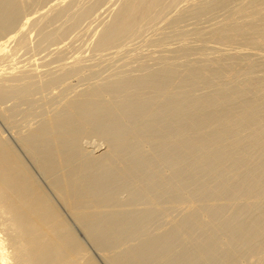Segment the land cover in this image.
<instances>
[{
	"label": "rangeland",
	"instance_id": "1",
	"mask_svg": "<svg viewBox=\"0 0 264 264\" xmlns=\"http://www.w3.org/2000/svg\"><path fill=\"white\" fill-rule=\"evenodd\" d=\"M33 1H35L37 5L33 3L32 1L31 3L29 2L30 3L29 5L27 3L23 4V6H26L25 7L26 9H24V13L25 12L26 13L25 14L23 13V15L21 16V19H19V24L24 22V27L22 28L23 30L21 31L19 30L17 32L10 34L9 36H12V37L3 44V46L1 47L2 51L0 50V70H2L0 71V78H1L0 90H2L3 88L8 89L10 87H11L10 89L15 88V89L8 91L5 94L6 99L4 101L0 99V141L8 142L10 145L14 147V156H16L18 159L22 161V163L26 166L29 172V177L32 180H34L35 183L40 188V191L44 198L43 202H47L48 207H53L58 211L59 219L54 220L52 223V227H51V233L53 234V236H55L56 234H62V235L64 234V235H67L68 237L67 242L77 241L78 244L80 245L79 248L73 249L74 255L65 258V261H67V263L69 264H83L85 262H90V261H93L95 264H107L106 263L107 261L103 260L105 259L104 257H106L107 255L108 257H114L121 251H124L131 247L139 245L140 242H141L140 246H144L142 244V241L143 242L145 241L144 243H146V240L148 241L151 240L150 242L147 241L149 244L146 243L148 247L147 250L149 249L150 246H152L153 249H149L150 250L149 253L151 252V250L152 252L157 251L156 253L158 255L156 254V256L151 255L150 257L149 256L146 257L147 255L145 254L147 250L146 251L144 250V248L146 247V244L142 249L139 246V248L142 251H145L144 254H142L143 252L139 253L140 249L137 246L138 254L136 250H135L136 252L134 251L135 254H137L136 257H138V255H140L139 257L144 255L142 257L144 258L146 257L145 259H147V261H144L143 260L144 258H140L139 260L140 263L144 261L143 262L144 264H170V262L173 264H203L202 254H200L199 252L192 254L193 251L195 252L197 245L198 244L201 245V242L203 244L205 239L207 241V239L211 237L210 240L207 242V248H211L212 250H214L213 248L218 243L217 241L219 238L218 236L213 235L214 231L212 228L214 226H220V225L223 226L227 223V221L233 220V218H235L234 219L235 222H232V223L234 224L236 223V217L234 215L236 214V212L238 211L240 207V204H239L240 202L237 203L238 199H236V194L232 190L227 188V182L232 178L240 176L243 172L250 170L253 166L261 163L260 174L258 176L253 175L250 178L249 185H251L255 181L256 182L248 190V193H247L248 196L245 199H243V202L245 204L252 201V198L258 192V190L264 183V163H263L264 161V141L254 144L251 141L252 133L249 134L248 138H245L244 136L246 135L245 132L238 133L236 131V129L238 128V125H235V129L226 130L220 122L219 124L215 122V123L210 124L209 126V128H212V129L215 127L216 132L210 135L209 137H207L208 142L205 148H208L206 150L208 155H205L206 151H204V148L197 149L195 146H193L192 148L190 147L188 149L184 147H182L183 148L182 149L179 146H174V147H178V149L173 148L171 141H168L165 136H167L168 134H171L169 130L171 131V129L173 128L172 126H170L171 124H169L168 122L171 123V121L176 120V115L172 110L170 111V107L168 105L160 103L161 101L160 98H163L161 97V95L168 94L169 89L167 90L166 88H164L165 90L161 91V88H163V86L161 85L154 86L144 81L146 80V77H147L146 73L148 72L149 74L153 70L158 69L159 67L157 66H159V64L162 65L163 60H165V58H166V61L172 62V64L178 67V69H182L180 70V72H184L185 70L193 68L194 70L204 71L205 73L210 72L211 78H213L222 69L223 66L228 65L231 67V62L235 61L237 58L242 61H244L245 58L246 60L250 59L256 65H264V58H262L264 57V45L262 46L256 45L257 47L254 46L255 49L253 48L252 50L251 48L252 46L248 44V40L246 39L241 40V41L235 40L233 42H230L231 40L227 39L231 37L229 36L228 31H231L232 33L231 35L235 34L236 38L237 37L254 38V35L251 33L249 28L252 27L254 23H257V22L264 23V0H205V2L208 1L211 6H214L215 9L213 11L207 12L206 14L200 15V16L195 15L194 12H196L195 11L196 8L199 7L200 6L199 4H201V2L203 3L204 0H194V1L193 0H188V1L187 0H162L158 3L160 6L157 5V7L154 8L153 10L154 14L152 12L151 13L153 15L150 13L152 17L149 15L148 17L149 19L146 16L145 19L144 17L143 18L140 17L138 18L139 20L137 19L136 21H134L137 15L132 16L130 18L131 21L133 22L131 29L127 32L117 31L116 37H119V39L115 42H112L111 39L108 37L104 39L106 44L101 43L102 42L101 39L103 40V35H105L104 33L109 29V26H111L115 22V19L117 18L115 17V15H117V11L120 12L122 9L121 7L124 6V3L125 2L128 3L130 0H81V1L80 0H63L62 1L63 3H60V4L58 2H61V1L56 0L57 1L56 4L57 3L59 4L57 6L56 4L53 5V3H55L54 0L53 2L51 0H47V1L37 0L38 2L36 0H33ZM71 2L72 3L74 2L75 4L73 3L74 4L73 5ZM69 5L70 7H68ZM89 5L92 9L89 7ZM170 5L171 6L173 5L172 8ZM11 6L10 5L9 6L3 5V7L0 6V13H1L0 15H2L3 12L4 14H8L9 8ZM5 7L7 8V12H5ZM78 7H80V9ZM117 8L120 10H118ZM60 10H61V13H59ZM64 10L66 13L63 14L62 11ZM28 12L32 13V15L29 13L31 16L29 18H26ZM240 12H244L248 14L251 13V15L248 16L247 18V16L246 17L244 16V14L243 15L239 14ZM16 15L18 16V14L16 13L14 15L15 18H16ZM153 17L154 19H152ZM158 19L160 22L158 21ZM55 20H57L56 23H55ZM157 22L159 23L157 24ZM239 22H241L243 27L239 29L231 28L233 25ZM143 25L145 26L143 27ZM43 26L45 27L42 28ZM153 27H156V28H153ZM218 27L222 28V30L224 29L223 33L221 32V35H222V38H224L225 40L223 39L219 40V38L215 37L214 33L217 31V29H219ZM45 28L47 31L45 30ZM7 31L8 30L0 34V44H2L5 41V39L9 37V36L5 37ZM55 34L56 35L58 34V35L56 36ZM197 34L198 35L200 34L201 36L198 37ZM206 35H207V38H206ZM204 36L208 40H206ZM181 38L183 42L181 41ZM191 38L193 40H191ZM197 39H199L200 41L199 40L197 41ZM226 40L227 42H225ZM228 40L230 41L228 42ZM186 42L187 43L189 42V43L186 44ZM181 46H184V47L181 48ZM221 46L222 48L220 49L219 47ZM239 46L242 49H240ZM199 47H202V48L197 49ZM179 48H181V50ZM223 48H225L224 50L226 51L222 50ZM174 49L175 51H172ZM201 49L204 51H202ZM179 50L180 52L184 51L183 53L185 54H183L182 52L180 53ZM254 50L258 52V53L256 52V55L254 53ZM188 52L189 53L191 52V53L188 54ZM209 52L210 53L212 52V53L210 54ZM223 52H224V55L229 54V57L228 55H225L227 57L226 58L223 55ZM231 52L232 54H230ZM221 57L222 58L225 57L226 60L219 62V59H221ZM241 57H243L244 59H242ZM238 59L237 61H239ZM65 62L66 64L67 63H73V64L69 66L67 64L66 66ZM218 63H219V66H218ZM150 65H151L152 70L150 69ZM152 66L154 69L152 68ZM70 67L71 68L73 67L72 70H70L71 69ZM132 67L133 69H131ZM66 69H69V71L71 72L69 71L68 72L71 74H68ZM73 69H77V70L75 71ZM126 71H127V74H126ZM16 75L18 76L19 80L22 79V80H25L26 82L25 81L22 82V80L20 82L17 79V77H15ZM231 76L233 77L238 76L239 80L243 78L239 74L237 75L232 74ZM202 77L204 76L199 75L198 77L195 76V77L186 78L185 88L183 89V92H184V95L187 97V101L193 95L199 96L200 101L205 100L206 95H207L206 93L207 87H205V85L203 84L204 82L202 81ZM57 78L59 79V81ZM78 78L80 80H78ZM231 78L232 77H228L224 81L218 82L219 92H225L228 90V89L222 90V88L225 86L224 84L228 82L229 79ZM53 79H57L56 82L53 81L52 83L51 81ZM132 79H136V81L141 82V84L143 83L142 85L140 84L141 86H143L142 89H140L141 87L138 88L140 85H137L138 87L136 86V88H138V91H136L137 90L136 88L135 90L131 89L130 81H132ZM47 82L48 84L46 85ZM49 83L51 86L49 85ZM107 83L109 84L107 85ZM19 84L21 86H19ZM35 84L37 86H35ZM159 86H161L160 89L158 88ZM65 91H67V93ZM153 92L157 93L158 95L157 97H154L155 98L153 99L154 102L152 100H148V105L150 106L151 103H154V105L152 104L151 106L153 108L155 105H157L156 103L160 100L158 102V104L160 103L159 107L162 106L161 112L163 111L162 114L166 116V119L168 120V122L166 120V123H167V125L165 124L166 126L165 125L161 126L159 124L160 121L157 124L153 125V131L150 129L149 130L150 132L152 131L151 134L152 133L153 134L156 133V134L151 135L150 132H148L149 130L147 131L145 130V128L142 129L143 122L141 123V121H139L140 124L139 123L137 124H139V126L141 127L138 129V132H140L141 131L140 129H142L144 130L142 131L143 134L142 133L140 134L144 135L147 132L146 136L151 135V140L149 141L148 139L144 141L143 139H137L139 137L134 138L135 136L132 138L130 137L125 138V137H122L120 134L109 136V139H104V138H101L99 135H95L94 133L85 131L82 129V127H80L81 119L82 120L84 119L88 121L92 126H95L101 121H103L109 115L115 116V114H112L109 112V110L112 109L111 105L106 102V101L111 102L109 101V99L112 100V102H114L113 99H116L115 100L116 102L117 100L118 102L120 101L122 102V100H124L130 93L131 95L129 94L128 99L137 100L141 98V96L142 98L147 97ZM102 93L105 96L102 97L101 100H99V98H101L99 96L100 95L102 96ZM107 93H109L110 96ZM117 93L118 95H116ZM132 94L134 97H131ZM13 96L16 97L15 100H13ZM137 96H140V97L136 98ZM14 101L18 102V105H15L16 103ZM81 101L88 102L89 107L93 106L94 102H98L100 108L99 109H89L88 111L86 110V112L83 115H81V117L77 120L74 117H72L71 113L68 114L66 112L65 107L67 103L81 102ZM222 103H223V99L217 98L213 101L210 108L218 109ZM164 107L165 109H162ZM166 108L169 111L166 110ZM248 111H249L248 107H245L243 109H237V110L229 109V113H230L229 117L234 121V123H237L241 117L247 115ZM206 112H207V109L199 112L198 107H195L193 104L189 107V109L184 111V117L186 119H189L191 116H195L199 120H204L206 116ZM79 116H80V113H79ZM258 117L259 118L264 117V115L261 113V110L258 112ZM39 119H41L42 122L43 120L45 121L57 120V121H60V123L66 122V124L61 125L60 127L56 128L55 130L51 132V141H52L51 153L53 154V157L50 159L48 163H46V165L40 166V169L38 167L36 168L37 163L35 162V158L30 153H28L26 149H25L26 151H24L18 142V140H20V142L24 141L28 136L31 135V133L41 123ZM206 123L207 121L204 124H202V126H205ZM213 125L214 127H212ZM139 126L137 125V128ZM156 126H158V130ZM209 128H204V129L202 128L203 131L201 129L200 132L201 131L207 132L211 130ZM140 134L138 135L140 136ZM181 134L182 135L177 136L178 138L175 137L177 138V141L178 139L179 141H181L180 139L184 140L186 138L185 133L184 134L181 133ZM197 135H200L197 129H189L186 134L187 138H194ZM154 137L156 138L154 139ZM119 138H121V140H125V143L121 148L122 150L121 153L123 154L119 156L121 158L120 160L121 164L125 163L126 165V163L128 162L129 164L133 165L135 158L134 159L132 158V153H134V151L138 149L140 145H143V146L146 145L148 148L150 147L149 149L147 148L148 150L145 149V152L147 151L148 153L147 157L151 155L149 150H152L153 148L155 149V150L153 149V151H155V153L158 155L153 153L152 155L154 159L151 158L150 156L149 157L150 161L146 158L149 161L148 163H146L147 161L146 162L144 161L145 158H142V159L136 158L138 162L135 161L136 165L134 166L137 169L139 168L137 166L138 165L137 163H139V166H141L143 162L144 164L147 165L146 166L143 164L145 167L143 165H142L143 167H141V169L143 168L144 172L140 168L138 172L136 170L134 171L132 170L133 172H135V174L134 173L132 174L131 171H130L131 174L129 173L130 175L126 174L129 177L126 176L123 179L125 183L122 180V181L117 182L116 186L115 184L112 185L113 189L116 187V189L118 190L113 193L111 199L109 200L110 206L107 207L106 205L101 203V200H102L101 198L93 194L92 186L98 179V176L96 175L99 169L107 168L109 164H107L105 161H102L99 163L101 166L93 164L86 169H83L80 164L82 163V160H88L89 157L96 156L106 151L109 145V142L111 146L119 145L121 143V140ZM174 141H176V139ZM96 145H98V147ZM153 145L154 147H152ZM255 145L258 146L259 150L254 148ZM146 146H144V148H146ZM158 146H159V149H157ZM166 147L168 150L166 149ZM170 148L173 153L170 152L169 150ZM184 149L185 151H183ZM77 150L78 151L83 150L88 153L92 151L91 152L92 154L91 153H90L91 155L84 154L85 156L80 155V156H75V157L71 156V153ZM160 151H161V154H160ZM165 153L167 155L171 154L172 157L175 155L177 157V155L181 154L178 157H182L183 160L181 161L180 159L176 160V162H178L176 163V168L177 169L180 168L184 170L185 174L181 175L180 177H176L174 179L168 178L170 181L168 180L169 182L166 181L167 183L165 182L164 184L157 185L156 187L158 189L156 187L155 189L152 187V189L154 190H152L150 193H147L146 195L144 194V195L137 196L140 193L142 186L143 185L145 186L147 184L146 182H148V184L157 182L158 177H160L159 175H161L160 173L164 171L163 172L164 174L165 171H167L169 168L173 166L171 164L172 166L170 167V164L168 163L169 160L167 162V158L165 159V161L162 160L163 157L164 158L167 157ZM161 155H162V159L160 158ZM156 156L158 157L157 159H155ZM120 158H117V160ZM126 158L128 160H126ZM29 159L35 162V165H33L34 163L32 164ZM131 159H133L134 161H132ZM158 159H161L162 162L163 161L164 162L161 163V161L159 162ZM139 160L141 163L139 162ZM124 161H127V162H124ZM153 161L154 162L156 161V163H154ZM165 162L168 163L169 165L167 164L168 165L167 166ZM129 164L127 165L129 166ZM215 167H219V175H216L214 173ZM173 168H171V170ZM44 175L49 180V183L46 181ZM157 175L158 177H156ZM119 183L122 185H120ZM132 183L133 185H135V187L131 189L122 188L124 187V185L126 184L130 185ZM179 183H182L184 185L181 191L177 190V186ZM216 188L217 190L214 191ZM136 193L138 194L135 195ZM209 193H211L210 199L211 198L222 199L221 197H224L222 201L223 202L228 201L227 202L228 204L225 202L227 207L225 206V209L224 207L222 208L223 209L222 211L224 213L221 211V214H219V216L221 215L220 217L219 216L217 217L215 216L214 218L210 217V219H208V222L204 224H201L200 221L193 222L194 219L193 220L191 219L192 222L191 223L188 222L187 224H191V225L194 224L193 226L190 225L192 229L189 227V225L184 224L189 227V229L186 230L188 227L184 229L185 227L183 225L184 230L182 229V231L186 233L184 235L186 239L183 238L182 235H181L182 238L179 236L181 233H179L180 229H178L179 231L175 230V232L177 231L175 234L172 235L171 233L169 238L163 240L161 236L162 234L163 235L166 234L167 231L171 230V228L173 226L175 227V225L177 224L181 225V223L184 222V220H186V218L189 217L186 215L193 214L191 210L195 209L194 206H192L191 209L186 210V207H185L186 204H184L185 201L187 200V202H190L191 204H193V202H195L196 200H201L202 197L204 196L207 197ZM74 195H78V200L74 198ZM181 196H183L185 199V201H182L184 202L182 203V206L180 202H177L179 205L176 203L177 206H175V202L171 204V201L174 197L177 198ZM135 199H136L135 207L137 209H157V205H159L161 209H162V206L164 207L168 206L169 209L167 208L168 209L167 211L166 208L165 209L163 208L162 211L159 210L160 212L156 210V216L154 214L155 218H153L152 216L153 219H151L150 221L147 220L146 222H144L145 224L143 225V227L140 226L141 231L139 230L135 233L137 235L131 234L134 236L129 235L130 237L129 238L128 236H124L126 235L124 234L114 244V245L119 244L118 247L116 246L114 247L113 245L108 246V249H110V251L108 250L105 253L103 252L102 255L104 257L101 258L99 256L100 255L99 253H101V251L99 250L96 251L95 245H93V243L91 242V239L87 237V235L83 231V228L79 224L87 223L90 220L94 219L95 217L98 218L99 216L101 217L102 215L104 216L107 214L120 215L117 213H110V212L118 208L125 209L127 205H120V204L128 203ZM219 201L221 202V200ZM173 204L174 206H172ZM169 205L172 206L173 209ZM176 207L178 210L176 209ZM103 210H106V211H103ZM41 212H42L41 209H37L36 216L38 217L41 216ZM161 212L164 214V216L163 214H161ZM181 217H186V218L183 219ZM125 218L126 220H128L129 218L128 221H131L132 219V218L130 219V217H125ZM237 218L239 219V217ZM102 219H103V216H102ZM43 223H44V219L35 220L32 223L29 222V226L30 228H36L42 225ZM102 223H100L101 225L98 223L99 226L102 227L103 226ZM237 225L235 224V226ZM105 228L102 227L101 229L98 227V230L102 231L100 232V235L98 234L99 237L97 235V233H99L97 232V230L96 231L91 230L92 232L90 233H93L95 231L94 235H97L95 236V238H97V241H98L100 238L103 237L102 233L104 231L103 229ZM107 231L108 230H106V232ZM106 232L104 233L106 234ZM206 236L207 237L209 236V237L206 238ZM48 238H50V236H48ZM152 239L154 240L153 242H152ZM158 239L160 240L162 239V240L159 241ZM155 240L156 241L158 240L157 241L158 246L156 245ZM57 241L58 240L54 238L52 242L53 244L55 243L57 244ZM220 241H221V238L219 239V244H220ZM153 243H155V245ZM171 243L173 244L171 245ZM169 244L171 245L170 250H169ZM110 247H114V248L111 249ZM154 248L156 250H154ZM220 250H224L223 247L222 249L220 248ZM220 250L218 251L219 253H217V251L214 250L216 251V255L218 256L221 255L220 257L218 256L216 257L217 258L216 260L218 261V263L214 261L217 264H264V250H262V252L260 251L255 256L251 257L252 243L249 240L247 241H242L239 239L234 240L231 247L228 248V250L225 251V253L222 254V251ZM131 253H128L127 255L125 253L124 255L130 258ZM149 253L147 251L148 255L151 254ZM122 256L121 257L120 255L118 256L119 258H121L119 259L121 262L124 261L122 259H124L125 257L123 256L122 258ZM131 257L134 259V255ZM190 257L194 258L193 260L191 258L192 263L191 261L189 262ZM129 258L126 257L125 260L128 261ZM132 258L131 260H133ZM174 258L177 262L174 260ZM119 260L117 259L118 262ZM131 260H129V264H131L130 263ZM134 261H138V260L134 259L132 261L133 264H135ZM182 261L184 263H181ZM124 262L125 264H127L126 261ZM139 262L138 263L136 262V264H139ZM210 263L212 264V262Z\"/></svg>",
	"mask_w": 264,
	"mask_h": 264
},
{
	"label": "bare ground",
	"instance_id": "2",
	"mask_svg": "<svg viewBox=\"0 0 264 264\" xmlns=\"http://www.w3.org/2000/svg\"><path fill=\"white\" fill-rule=\"evenodd\" d=\"M31 1L33 3H35V1H33V0H7V1L6 0H0V6H2V7H3V5L4 6L5 5H8V6L10 5L11 6L12 5L9 8L8 14H4V12H3V14L0 15V22H1L0 23V34L4 33L6 30H8L7 33H6V35H5V37H8L10 34H12L14 32H17L19 30L20 31L23 30L22 28L24 27V22L21 23V24H19V19H21V16L24 13V9H26L25 8L26 6H23V4L24 3H27L29 5L31 3ZM45 1H47V0H45ZM51 1L53 2V0H51ZM54 1H55V3H53V5L56 4V2H57L56 0H54ZM59 1H61V2H58L59 4L60 3H63L62 2L63 0H59ZM160 1H162V0H130L128 3L125 2L126 4L124 3V6L121 7L122 9H121L120 12L116 10L118 16L115 15V17H117V18L115 19V22L111 26H109V29L104 33L105 35H103V40L101 39V41H102L101 43H103V44L105 43L106 44V42H105L104 39H106L108 37L111 39L112 42L117 41L119 39V37H116V32L117 31H125V32H127V31H129L131 29V26H132L133 22L131 21L130 18L132 16L137 15V17L135 18L134 21H136L140 17L141 18L144 17V19H145V17L147 16V18H148L149 15L151 16V14L153 13L154 8L157 7V5H159L158 3ZM43 3H45V2H43ZM58 3L56 4V6L59 5ZM176 3H177V1H176ZM199 3H200V1H199ZM199 3H197V4H199ZM81 4H83V3H81ZM190 4H192V3H190ZM36 5H34V6H36ZM70 5L68 7H70ZM199 5L200 6L197 7L196 10H195L196 12H194V14L197 15V16L204 15L207 12L213 11L215 9L214 6H211L209 4V2L208 1L205 2V0H204L203 3L201 2V4H199ZM84 6H86V5H84ZM172 6H171V8H172ZM2 7H1V9H2ZM89 7H90V5H89ZM78 8L80 9V7H78ZM66 9H68V8H66ZM164 9H165V7H164ZM69 10H70V8H69ZM118 10H120V9H118ZM5 12H7V8L6 7H5ZM57 12H59V11H57ZM57 12H56V14H57ZM62 12H63V14L66 13L65 10L62 11ZM16 13L18 14V16L16 15V18H15L14 15ZM29 13L30 12H28V14ZM59 13H61V10H60ZM73 13H71V14H73ZM28 14H27V17L26 18H29L32 15V13H30L31 15L30 14L28 15ZM160 14H161V12H160ZM237 14H238V12H237ZM239 14H241V15L244 14V16L245 17L247 16V18H248V16L251 15V13L248 14V13H244V12H240ZM54 16H56V15H54ZM112 16H114V15H112ZM163 16H165V15H163ZM244 16H243V18H244ZM61 17H63V16H61ZM156 18H158V17H156ZM152 19H154V17ZM56 21L57 20H55V23H56ZM158 21H159V19H158ZM159 22H157V24ZM236 22H238V21H236ZM239 23L233 25L231 28H233V29H239V28L243 27L242 24H241V22H239ZM237 25H238V27H237ZM51 26H52V24H51ZM144 26L145 25H143V27ZM44 27L45 26H43L42 28H44ZM47 27H48V25H47ZM147 27H148V25H147ZM56 28H57V26H56ZM153 28H156V27H153ZM144 29H146V28H144ZM249 29H250L251 33L254 35V38H251V37L250 38L249 37H246V38L237 37L236 38V35L235 34L234 35H231L232 34L231 31H228L229 32V36H231L230 38H227V39H230L231 40V41L228 40V42L229 41L230 42H233L235 40H240L241 41V40H245L246 39V40H248V44L250 46H252L251 47L252 50H253L254 46L257 47L258 45H260V46L264 45L263 44L264 43V23H261V22L254 23L252 25V27H250ZM45 30H46V28H45ZM52 31H53V29H52ZM223 31H224V29L222 30V28H219V29H217V31L215 33L214 32H212V33H214L215 37L216 38H219V40L220 39L225 40L224 38H222V35H221V32L223 33ZM44 32H42V33H44ZM57 33H59V32H57ZM201 33H202V31H201ZM52 34H53V32H52ZM132 34H133V32H132ZM56 36H55V38H56ZM199 36H201V35L199 34L198 37ZM11 37L12 36H9L8 38L5 39V41L2 44H0V50L1 51H2L1 47L3 46V44L6 41H8ZM204 38H205V36H204ZM206 38H207V35H206ZM191 40H193V39L191 38ZM198 40L199 39H197V41ZM206 40H208V39H206ZM181 41H182V38H181ZM194 41H196V40H194ZM225 42H227V40ZM188 43L186 42V44H188ZM193 43H195V42H193ZM105 46H107V45H105ZM174 46H175V44H174ZM183 47L184 46H181V48H183ZM169 48H171V47H169ZM181 48H179V49L181 50ZM191 48H189V49H191ZM200 48H202V47H199L197 49H200ZM219 48L221 49L222 46L219 47ZM239 48H240V46H239ZM251 48H250V50H251ZM101 49H102V47H101ZM224 49L225 48H223L222 50H224ZM240 49H242V48H240ZM120 50H121V48H120ZM176 50H177V48H176ZM180 50H179V52H180ZM172 51H175V49L172 50ZM202 51H204V50H202ZM224 51H226V50H224ZM238 51H240V50H238ZM181 52L183 53L184 51H181ZM256 52L257 51L254 50L255 55H256ZM259 52H261V51H259ZM190 53L188 52V54H190ZM192 53H194V52H192ZM220 53H218V54H220ZM183 54H185V53H183ZM230 54H232V52ZM204 55H206V54H204ZM223 55H224V52H223ZM225 55H228V57H229V54H225ZM234 56H235V54H234ZM222 57H221V59H219V62L226 60L225 59L226 56L224 58H222ZM236 57H234V58H236ZM160 58H162V57H160ZM207 58H209V57H207ZM241 58L244 59L243 57H241ZM262 58H264V57H262ZM163 59H161V60H163ZM169 59H167V60H169ZM237 59L235 61H232L231 62V67L228 66V65L223 66L222 69L213 78H211L210 72L209 73H205L204 71L194 70L193 68H190V69L185 70V71L183 70L184 72H180V70H182V69H178V67L174 66L172 64V62L166 61V58H165V60H163V64L162 65L159 64V66H157V67H159L158 69L153 70L149 74L146 71L147 72L146 73L147 74V77H146V80L144 82L149 83V84L154 85V86L155 85H157V86L158 85L163 86V88H161V91L162 90H165L164 88H166L167 90L169 89V91H168L169 93L168 94L161 95V97H163V98H160L161 101L160 100L159 101L162 104L168 105L170 107V111L172 110L175 113L176 120L171 121V123L168 122V120L166 119V116H164V114H162V112H163V111L161 112V107H162L161 105L162 104L160 105L161 107H159V104H160V103L158 104L159 101L156 103L157 105H155L153 108L151 106H152V104L154 105V103H151L150 102L151 103V104L149 103L150 106L148 105V100H152L153 101V99H155L154 97H157V95H158L157 93L153 92L150 95H148L147 97H143V98H142V96H141V98H139L140 96H137L136 98H139L137 100L128 99L129 94H130L129 93L126 98L123 96L125 99L122 100V102L121 101L118 102V100H117V102H118L117 103L115 101L116 99H113L114 102H115L114 103L109 98H107V99H109V101H111L112 103L106 101L107 99L104 100V101H106L107 103H109L111 105V108L112 109L109 110V112L112 113V114H115V116L109 115L103 121H101L100 123H98L95 126H92L88 121H86L84 119L83 120L81 119L80 127H82L83 130L89 131L91 133H94L95 135H99L101 138H104V139H109V136L116 135V134H120L122 137H125V138H128V137L132 138V137L135 136L134 138L139 137L137 139H143V141L148 139V141H149V140H151V135L153 134V133L151 134V132L153 131V125L157 124L159 121H160L159 124L161 126H164L165 124L167 125V123H166V120H167V122L169 124H171L170 126H172L173 129H171V131L168 129L171 134H168L165 137H166V139L168 141H171V144H172V147L173 148H177L178 149V147H174V146H179L181 148L184 147V148H187L188 149L190 147L192 148L193 146H195L197 149L204 148V151H206L208 149V148H205V146L207 145V142H208L207 137H209L210 135H212V134H214L216 132V128L214 127V125L212 127H214L215 129L214 128L213 129L212 128H209V126L212 123H215L216 122V123L219 124V122H220L224 126V128L226 130L235 129V125H238V128L236 129V131L238 133L245 132L246 133V135H244L245 138H248L249 134L252 133L251 141L254 144L259 143V142H262V141H264V117L263 118H259L258 117V112L261 110V113L264 115V72H263L264 71V65H256L252 60H250V59H247L246 60V58H245L246 61L245 60L242 61V60H239V59H238L239 61H237ZM228 60H229V58H228ZM114 63H116V62H114ZM65 64H66V62H65ZM67 64L69 66V65H72L73 63H67ZM67 64H66V66H67ZM218 66H219V63H218ZM2 67H4V66H2ZM13 68H15V67H13ZM72 68L70 70H72ZM152 68H153V66H152ZM69 69H66L67 72L69 71ZM131 69H133V67ZM150 69H151V65H150ZM4 70H5V68H4ZM73 70L76 71L77 69H73ZM0 71H2V70H0ZM127 71H126V74H127ZM69 72H71V71H69ZM69 72H68V74H71ZM129 74H131V73H129ZM232 74H235V75L239 74L243 78L239 80L238 76H234L233 77V76H231ZM199 75L204 76V77H202V81L204 82L203 84L205 85V87H207L206 88L207 89L206 98H205V100L200 101L199 96L193 95L187 101V97L184 95V92H183V89L185 88L186 78L195 77V76L198 77ZM57 76H59V75H57ZM15 77H17V79H18V76L17 75ZM228 77H232V78L229 79V81L226 82L224 84L225 86L222 88V90H227V89L228 90L225 91V92H219V83L218 82L224 81ZM79 78H78V80H80ZM112 78H114V77H112ZM57 79H53L51 82L52 83H53V81L56 82ZM0 80H1V78H0ZM21 80H19V81L21 82ZM23 81H25V80H22V82ZM58 81H59V79H58ZM48 82L46 83V85L48 84ZM50 83H49V85H50ZM108 84L109 83H107V85ZM130 84H131V89L135 90L136 86L137 85H140L141 82H137L136 79H132V81H130ZM141 85L139 87L138 86L137 87L138 88L141 87L140 89H142L143 86H141ZM19 86H21V85L19 84ZM35 86H37V85L35 84ZM161 86H159L158 88L160 89ZM42 87H41V89H42ZM10 88H8V89H4L3 88L2 90H0V99H2L4 101L6 99V95L5 94L8 91H10V90L15 89V88L10 89ZM50 88H52V87H50ZM138 88H136L137 89L136 91H138ZM155 88H153V89H155ZM52 91H53V89H52ZM65 92L67 93V91H65ZM108 92H110V91H108ZM136 93H138V92H136ZM107 94H109V93H107ZM123 94H125V93H123ZM147 94H149V93H147ZM116 95H118V93ZM75 96H77V95H75ZM104 96L105 95H103V93H102V96L101 95L99 96V97H101V98H99V100H101L102 97H104ZM109 96H110V94H109ZM131 97H134L133 94H132ZM217 98L223 99V103L221 104V106L218 109L210 108L211 105H212V103H213V101L215 99H217ZM15 99H16V97L13 96V100H15ZM9 100H11V99H9ZM15 103H16L15 105H18V102H15ZM120 103H122V104H120ZM88 104L89 103L86 102V101L70 102V103H67V105L65 107V110H66V112L68 114L71 113L72 114V117H74L75 119L78 120L81 117V115H83L86 112V110L88 111L89 109H99L100 108L98 102H94L93 103V106H90V107L88 106ZM193 104H194L195 107H198V111L199 112H201L202 110L207 109L206 116H205V119L204 120H199L195 116H191L189 119H186L184 117V111L187 110V109H189V107L191 105H193ZM237 104H238V106H237ZM166 105H165V107H166ZM165 107L162 108V109H165ZM245 107H248L249 108V111H248L247 115L241 117L237 123H234V121L229 117V114H230L229 113V109L237 110V109H243ZM166 110H168V109L166 108ZM79 113H80V116H79ZM143 119H145V120H143ZM39 120L41 121V123L31 133V135L28 136L24 141L20 142V140H18V142H19L21 148L24 151L27 150V152L30 153L35 158V162L37 163L36 164V168L38 167L40 169V166L46 165V163H48L50 161V159L53 157V154L51 153V147H52L51 132L53 130H55L56 128L60 127L61 125L66 124V122L65 123H60V121H57V120H54V121L53 120H50V121L43 120V122H42L41 119H39ZM139 121H141V123L142 122L144 123V124L142 123V125H143V128L142 129L145 128V130H147V131L149 129L152 130L151 132H150V130L148 131L151 134V135H149L150 137L149 136H146L147 132L144 135H142L143 134L142 131H144L142 129H140L141 131L138 132V129L141 127V126H139V124H140ZM206 121H207L206 125L205 126H202V124H204ZM137 123H139V124H137ZM137 125L139 126L138 128H137ZM156 128L158 130V126H156ZM202 128L203 129L204 128H209L211 130H209L207 132L206 131L205 132H202L203 131ZM189 129H197L198 132L200 133V135H197L194 138H187L186 134H187V131ZM201 129H202V131L200 132ZM140 133H142V134H140ZM181 133H183V134L185 133V137L186 138L184 140L180 139L181 141H179V139H178V141H177V138H178L177 136L178 135H182ZM138 134H140V136ZM155 134H153V135H155ZM162 134H163V132H162ZM145 136L148 137V138H146ZM175 137H177V138H175ZM155 138L156 137H154V139ZM119 139L121 140V138H119ZM175 139H176V141H174ZM100 143H102V142H100ZM124 143H125V140H121V143L119 145L111 146V144L109 142V145H108L106 151H104V152H102V153H100V154H98L96 156H93V157H89L88 156L89 159L88 160H82V163L80 164L83 169H86V168L90 167L93 164H96V165L101 166L99 163L102 162V161H105L107 164H109V166L107 168H100L99 169V171H98V173L96 175V176H98V179L96 180L95 183L93 181L94 184L92 186V192H93V194L96 195V196H98L99 198H101L102 199L101 200V203H103L107 207L110 206L109 200L111 199L113 193L118 190V189H116V187L113 189L112 188V185L115 184V186H116V183L119 182V181H122L126 176L130 175L131 173L132 174L133 173L135 174V172H133L134 170H136L138 172V170H140L141 167H143L144 165H146V164H144V162H143L144 165L142 164L143 166L142 165L139 166V163H137L138 164L137 166L140 168V169L139 168L137 169L134 166V165H136L135 161L138 162L136 160V158L137 159L145 158L144 161L145 162L147 161L146 163H148L150 161L149 157L151 156V158H153V155L152 154L155 153V151H153L154 148L153 149L151 148L152 150H149V152L151 153V155L149 157H147L148 156L147 155L148 153H147V151L145 152V149L148 150L150 147L148 148L146 145H144V146H146V148H144L143 145H140L138 147V149H136L134 151V153H132V158L133 159L135 158V161L133 159H131V160L134 161L135 164L133 163V165H131L127 161H124V162H127L126 165L129 164V166L128 165L126 166L125 163H122V164L120 163L121 162L120 161L121 158L119 157L120 155L123 154V153H121L122 152L121 148L124 145ZM96 146L98 147V145H96ZM159 146H158V148L157 147L156 148L159 149ZM167 146H168V144H167ZM152 147H154V145ZM171 148L169 149L170 152H172ZM254 148L257 149V150H259L258 146H256V145L254 146ZM94 149H93V151H94ZM166 149H167V147H166ZM82 151L81 150L80 151H78V150L77 151H74V152L71 153V156H73V157L80 156V155L85 156V155H89L92 152L91 151V152L88 153L86 151H83L84 152L83 153ZM161 151H160V154H161ZM183 151H185V149ZM133 155H134V157H133ZM156 155H158V154H156ZM162 155H161V157L159 156L161 159H162ZM169 155H167V157H165V158L163 157L162 160L165 161V159L167 158V162L169 160L168 163L170 164V167L173 165L174 168L172 166L171 167V168H173L172 170H171V168H169L168 170L166 169L168 172L165 171L164 174H163L164 171H162V173H160L161 175H159L160 177H158V175H157L156 176V177H158V181L157 182H153V183H150V184H148V182H146L147 184L145 183L146 185L145 186L144 185L142 186V189L140 190V193L139 194L136 193L135 195H137V194H138L137 196L144 195V194L146 195L147 193H150L152 190H154L157 185L164 184L169 179H174L176 177H180L181 175H184L185 174V171L184 170H182L180 168H178V169L176 168V163H178V162H176V160L177 159H180V161L183 160L182 157H178L181 154L177 155V157H176V155L173 156V157H172L171 154H169ZM205 155H208L207 151L205 152ZM117 158H120V159L117 160ZM157 158L158 157L156 156L155 159H157ZM161 159H158V160H159V162L161 161V163H163L164 161L162 162ZM126 160H128V159L126 158ZM30 162L32 164L34 163L33 165H35V162H33L31 160H30ZM139 162H140V160H139ZM151 162H152V160H151ZM154 163H156V161ZM168 163H166V165ZM263 163H264V161H263ZM149 165H150V163H149ZM260 166H261V163L253 166L250 170L243 172L240 176L235 177V178H232V179H230L227 182V188L230 189V190H232L236 194V199H238V202L237 203L240 202L239 203L240 204V207H239L238 211L236 212V214L234 215L236 217V223L235 224L237 225V223L239 221L240 222L238 223L237 226H235V224L232 223V222H235V220H234L235 218H233L234 221L233 220H230V221H227V223L225 225H223V226L222 225H220V226H214L212 228L213 231H214V234L213 235L218 236L219 239L221 238L220 244H219V239H218V241H217L218 243L213 248L214 250L217 251V253H219L218 251L220 250V248L222 249V247H223L224 250H220V251H222V254L225 253V251H227L228 248L231 247V245L233 244L234 240H237V239L242 240V241L249 240L252 243L251 257L255 256L260 251L262 252V250H264L263 249V247H264V183L262 184V186L260 187V189L258 190V192L254 195V197L252 198V201L251 202H249L247 204H245L243 202V199H245L248 196V194H247L248 193V190L256 182L255 181L251 185H249L250 178L253 175H257L258 176L260 174ZM115 168H117V169H115ZM141 170L143 171V168ZM130 171H131V173H130ZM214 173L216 175H219V167H215L214 168ZM126 174H128V175H126ZM44 177H45L46 181L49 183V180L47 179V177L45 175H44ZM94 179H95V177H94ZM123 182H124V180H123ZM120 185H122V184H120ZM183 186L184 185L182 183H179L178 186H177V190H180L181 191L183 189ZM133 187H135V185H133V183H132L130 185L126 184L122 188L131 189ZM152 187L154 189H152ZM96 190H98V191H96ZM216 190H217V188L214 191H216ZM210 194L211 193H209L207 195V197L206 196L202 197L201 200H196L195 202H193V204H191L190 202H187V200L185 201V199H184L183 196L177 197V198L174 197L172 199L173 202L171 201V204L175 202V206H177L176 203L177 202H180V204L182 206V203H184L182 201H185L184 204H186L185 205L186 210L191 209L192 206H194L195 209H192L191 210V212H193V214L186 215V216H189L188 218L181 217L183 219L186 218V220H184V222H182L181 225L180 224H177L178 226L175 225V227L173 226L174 228L172 227L171 230H169V231L166 232V234H164V235L162 234L161 235L162 236V239L164 240V239L169 238L170 235H171V233H172V235L175 234L177 231H179L178 229H180V232L179 233H181L179 236L181 237V235H182L183 238L186 239V237L184 236L186 233H184L182 231V229L184 227H185L184 229H186L188 227L186 225H189V227H190L191 224H187V223L188 222L191 223L192 222L191 219L192 220L194 219L193 222L200 221L201 224H204V223L208 222V219H210V217H213L214 218L215 216L216 217L219 216V214H221V211L223 210L222 208L224 207V209H225L226 203L228 201L226 202L225 200H227V199H225L224 201L226 203L223 202L222 199H224V197H221L222 199H220V198H211L210 199ZM74 198L76 200H78V195H74ZM198 199H200V198H198ZM219 200H221V202ZM43 201H44V198H43V195H42V193L40 191V188L35 183V181L32 180L29 177V172H28L26 166L22 163V161L20 159H18L16 156H14V147L12 145H10L8 142H2V141H0V264H69V263H67V261H65V258L74 255L73 249L79 248L80 245L78 244L77 241L76 242H67V240H68L67 235H64V234L63 235L62 234H56L55 236H53V234L51 233L52 223H53L54 220L59 219V214H58V211L55 208L48 207V203L47 202H43ZM135 201H136V199L133 200V201H130L128 203H121L120 205H127V207L125 209L118 208V209L110 212V213H117V214H120V215H115V214H107L105 216L102 215L103 216V219H102V216L101 217L99 216L100 218L97 216L99 219L95 217L94 219L90 220L87 223H83V224L80 223L79 224L83 228V231L87 235V237L89 239H91V242L93 243V245H95L96 251H98V250L101 251V253H99L100 255L98 254L101 258L104 257L102 255L103 252L105 253L108 250L110 251V249H108V246H112L113 245L114 247L115 246L118 247L119 244L118 245H114V244L124 234H126L124 236H128V237H129V235L130 236L137 235L135 233L137 231H139V230L141 231L140 226L143 227V225L145 224L144 222H146L147 220L150 221L151 219L155 218L154 217V214L156 216V210H158V211L161 210L162 211L163 208L164 209L165 208L166 209L167 208L169 209L168 206L167 207L166 206L165 207L162 206V209H161L159 207V205H157V209H137L135 207ZM172 206H174V204ZM172 206H170V207H172ZM178 208H180V207H178ZM37 209H41L42 210L41 216H39V217L36 216V210ZM168 209H167V211H168ZM172 209H173V207H172ZM176 209H177V207H176ZM103 211H106V210H103ZM161 214H163V213L161 212ZM132 215H133V217H132ZM152 216H153V218H152ZM163 216H164V214H163ZM125 217H130V219L132 218L133 221H132V219H131V221H128L129 218H128V220H126ZM237 217H239V219H241V220H239ZM41 219H44V223L42 225H40V226H38L36 228H30L29 222L32 223L35 220H41ZM100 219H102V220H100ZM98 223L99 224L102 223V225H103L102 227L103 228L106 227L105 229L108 230V231L106 232V230L103 229L104 230L103 233H102L103 235L102 234L101 235L104 238L105 237L106 238L104 239L102 237L103 239L100 238L97 241V238H95V236H97L98 234L100 235V232H102V231L98 230V227L102 229V227L99 226ZM184 224H186V225H184ZM183 225H184V227H183ZM193 225H191V226H193ZM189 227L186 230H188ZM91 230H95V231L97 230V232H99V233L96 232L97 235H94L95 231L93 233H90V232H92ZM175 230H177V231L175 232ZM104 232H106V234ZM131 234H134V235H131ZM99 235H98V237H99ZM48 236H50V238H48ZM208 237L206 236V238H208ZM54 238H56V240H58L57 241V244L56 243L53 244L52 241H53ZM210 238L211 237H209L207 239V241L204 238L205 241L203 242V244H202V242H201V245L198 244L197 247H196L195 252L194 251L192 252V254L193 253H197V252H199L200 254H202V256H203L202 263L203 264H211L210 262H212V264H215L216 262L218 263V261L216 260L217 259L216 257L218 256V255H216V251L212 250L211 248H207V242L210 240ZM158 240L161 241L160 239H158ZM147 241L148 240H146V243L150 242L151 240L148 241V242ZM153 241L154 240L152 239V242ZM157 241L155 240V243L158 246V242ZM144 242L142 241V244L145 246L146 243H144ZM140 243H139V245H137L138 248L140 246ZM155 243H153V244L155 245ZM51 244H52V246H51ZM172 244L173 243H171V245ZM150 245H148V246H150ZM171 245L169 244V250H170ZM137 246H134V247H131V248L127 249V250L121 251V252H119L120 254L118 253L114 257H108V255H107L106 257H104L105 259H103V260L107 261L106 262L107 264H108V262H109V264H121V263L122 264H125L124 261H126L127 264H129V260H131V258H132L131 256L134 255V259L135 260L136 259L138 260V261H134V263L136 264V262L137 263L139 262L140 258H144V257H142V256H144L142 254H144L145 251L148 248L147 247V244H146V247L144 248L145 251H142L141 249L144 246H140L141 249L139 248L140 249L139 253L140 252L141 253L143 252V253L141 254L142 255L141 257H139L140 255H138V257H139L138 258V257H136L137 254H138ZM220 246H222V247H220ZM227 246H228V248H227ZM114 247H110V248L112 249ZM151 247L152 246H150L149 249H153V247L152 248ZM149 249L147 250L148 253L150 251ZM135 250L137 251V254H135V252H136ZM154 250H156V249L154 248ZM167 250H168V248H167ZM147 251H146V254H145V255H147L146 257H148V256L150 257L151 255L156 256V254H157L156 253L157 251L156 252L153 251L154 252L153 253L152 250H151L152 253L150 252L151 254L149 253L150 255H148L147 254ZM189 251H190V249H189ZM125 253H126V255L128 253H131L130 254L131 255L130 258L128 256H125L124 255ZM168 253H169V251H168ZM181 253H182V251H181ZM121 254L123 256H125L124 259H122V260H124L122 262L119 260L121 258L118 257L119 255L121 257L122 256ZM165 254H167V253H165ZM182 255H183V253H182ZM194 255H192V256H194ZM123 256H122V258H123ZM220 256H218V257H220ZM126 257L129 258L128 261L125 260ZM145 258L143 260L144 261H147V259H145ZM191 258L192 257H190L189 262L191 261V263H192V260L194 258H192V260H191ZM117 259L119 260V262L117 261ZM133 260H131V262H130L131 264H133L132 263ZM174 260H175V258H174ZM214 261H216V262H214ZM143 262H141V263L139 262V264H144ZM181 263H184V262L182 261ZM83 264H95V263L93 261H90V262H85ZM170 264H173V263L170 262Z\"/></svg>",
	"mask_w": 264,
	"mask_h": 264
}]
</instances>
